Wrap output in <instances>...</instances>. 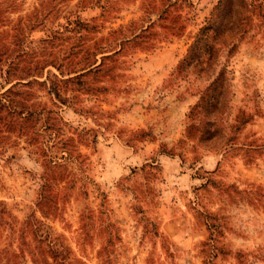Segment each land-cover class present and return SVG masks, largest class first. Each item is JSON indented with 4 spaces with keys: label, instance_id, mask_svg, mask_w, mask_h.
I'll return each mask as SVG.
<instances>
[{
    "label": "rangeland",
    "instance_id": "374dc122",
    "mask_svg": "<svg viewBox=\"0 0 264 264\" xmlns=\"http://www.w3.org/2000/svg\"><path fill=\"white\" fill-rule=\"evenodd\" d=\"M0 86V264H264V0H0Z\"/></svg>",
    "mask_w": 264,
    "mask_h": 264
},
{
    "label": "trees",
    "instance_id": "16d2710c",
    "mask_svg": "<svg viewBox=\"0 0 264 264\" xmlns=\"http://www.w3.org/2000/svg\"><path fill=\"white\" fill-rule=\"evenodd\" d=\"M0 87H1V86H0ZM8 89H9V88H7V90H8ZM7 90H6V91H7Z\"/></svg>",
    "mask_w": 264,
    "mask_h": 264
}]
</instances>
